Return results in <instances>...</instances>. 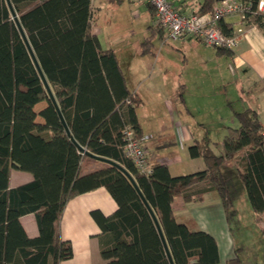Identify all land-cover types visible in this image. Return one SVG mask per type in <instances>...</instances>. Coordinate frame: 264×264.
<instances>
[{
	"label": "trees",
	"instance_id": "trees-1",
	"mask_svg": "<svg viewBox=\"0 0 264 264\" xmlns=\"http://www.w3.org/2000/svg\"><path fill=\"white\" fill-rule=\"evenodd\" d=\"M249 1L257 6L258 0ZM217 2L201 0L194 12H212ZM12 3L72 135L134 176L158 217L175 264L219 263L216 238L198 229L192 217L178 220L173 202L176 197L201 200L215 189L231 224L235 192L224 172L228 166H234L257 221L264 225V123L255 109L235 112L237 125L227 127L219 153L209 135L189 147L192 157L203 158L204 169L173 175L166 163L149 161L152 170L142 172L124 150L126 129L143 140L137 113L142 99L129 86L115 51L104 48L93 32L92 0ZM223 21L220 26L231 35V26ZM247 21L264 28V14H250ZM151 28L152 35L166 38L157 22ZM215 48L231 54L229 48ZM42 102L46 105L38 111ZM85 160L99 166L82 174ZM11 168L30 172L32 179L11 187ZM202 184L210 185L191 191ZM101 186L118 204L110 215L92 211L101 229V264H171L156 223L131 181L117 167L86 155L66 133L7 1L0 0V264H60L71 258L72 242L60 230L65 206L74 196ZM28 213L36 217V236L22 224ZM241 249H234L227 264H243Z\"/></svg>",
	"mask_w": 264,
	"mask_h": 264
},
{
	"label": "crops",
	"instance_id": "crops-1",
	"mask_svg": "<svg viewBox=\"0 0 264 264\" xmlns=\"http://www.w3.org/2000/svg\"><path fill=\"white\" fill-rule=\"evenodd\" d=\"M129 1L135 5L136 9H143L142 5L147 8L145 13L147 16L146 31L143 29L142 32H138L136 39L137 33L131 28L130 30L126 29L128 33L124 31L117 34L118 36L108 37L103 25L105 21L101 19L103 16L102 7L96 0H92L93 32L99 37L104 48L111 47L115 51L121 66L127 73L129 86L142 99L137 113L143 127V142L148 151L149 161L166 163L173 175L202 170L205 167L203 158L192 157L189 147L194 144H202L204 137L208 135L205 124L207 119L204 117L206 115L199 119L200 122L197 125L193 122L195 116L191 123L188 122L190 120L188 115L193 113L190 111L192 105L190 107L184 98L181 99L183 102L175 100L174 94L181 87L185 88L186 83L175 78L171 79L168 67L158 69L160 56L158 52L154 51L158 39L162 43L171 40H166L156 34L152 35L151 26H155L156 16L147 0ZM181 1H185V3L180 5ZM200 1L175 0V5H180L183 12L190 13L199 9ZM223 20L224 23H229L231 26V33L240 35L241 39L237 47L230 49L231 54L219 53L215 48V55L216 57H227L233 74H240V77L234 89L237 96H234L233 100L228 99L225 104L228 107L227 115L219 114V108L216 109V113L220 120H229L235 123L234 114L236 111L253 108L264 123V28L253 21H242L238 14L227 16ZM240 28L243 29L241 33L239 32ZM130 32L134 34L130 36ZM148 38L151 42L146 43ZM174 42L184 44L185 42L202 41L194 37H187ZM233 101H239V107L234 106ZM195 108L200 109V107ZM213 111L215 114V109ZM207 117L210 118V115ZM170 119L173 122V127L168 130V125L164 122L168 123ZM148 120H157L162 123L163 125L158 127L161 131H153L148 128ZM83 166L81 173L85 174L99 165L97 162L85 160ZM31 179L32 174L28 171L17 168L10 169L9 184L11 187ZM209 185L202 184L191 191L196 192ZM216 191L212 189L206 192L201 200L186 201L183 197H176L173 207L178 220L192 217L196 220L198 229L207 231L216 238L220 252V261L217 264H227V261L234 256V249L237 245L221 196L219 193L215 196ZM117 207L116 200L104 186L71 198L65 206L60 230L62 237L72 242L73 256L62 260L60 264H101L104 262L98 242L101 229L92 216V211L100 210L104 214L110 215L116 211ZM21 221L30 236L38 235L39 230L34 213L23 215Z\"/></svg>",
	"mask_w": 264,
	"mask_h": 264
},
{
	"label": "rangeland",
	"instance_id": "rangeland-1",
	"mask_svg": "<svg viewBox=\"0 0 264 264\" xmlns=\"http://www.w3.org/2000/svg\"><path fill=\"white\" fill-rule=\"evenodd\" d=\"M96 2L102 7L103 16L101 19L105 21L103 25L106 28L108 37L118 36L117 34L124 31L128 33L127 30L131 28L137 33L135 35L136 39L138 32H142L143 29L146 31L147 16L145 13L147 8L145 5H142L143 9H136L135 5L129 0L122 2L118 0H96ZM104 14L106 15L104 16ZM132 34L134 33L132 32L130 36ZM154 51L158 52L160 56L158 69L168 67L169 72H171L169 75L171 79L175 78L186 83L185 88L181 87L180 90L174 92L175 100L183 102L181 99L184 98L189 106L192 105L190 111L193 113L188 115L190 118L188 122L190 123L195 116L193 122L197 125L200 122L199 119L206 115L204 116L207 119L205 124L208 135L213 141L212 147L219 153L226 128L236 126L237 122L220 120L216 109H220L219 114L222 116L227 115L228 107L225 104L228 99L233 100L234 96H237L234 89L238 84L240 74L234 75L228 64L229 59L227 57H216L215 47L203 42H185L182 44L168 41L162 43L158 39ZM233 104L239 107L240 102L233 101ZM45 105L46 102H42L37 105L36 109L39 111ZM195 107H200V109L197 110ZM213 109H215V114ZM207 115H210V118ZM38 119L41 120V117H38ZM148 121V128L153 131L159 130L158 127L163 125L157 120ZM164 123L168 125V130L172 129L173 122L171 119L168 123L166 121ZM224 172L229 187L235 192L233 217L230 225L236 247L242 248L240 255L242 262L243 264H264L263 222L257 221L245 187L235 173L234 166L226 167ZM217 193L219 192L216 191L215 196H217Z\"/></svg>",
	"mask_w": 264,
	"mask_h": 264
},
{
	"label": "built area",
	"instance_id": "built-area-1",
	"mask_svg": "<svg viewBox=\"0 0 264 264\" xmlns=\"http://www.w3.org/2000/svg\"><path fill=\"white\" fill-rule=\"evenodd\" d=\"M155 9L157 24L163 28L166 40L180 41L194 37L214 47L235 48L240 42V35L226 34L220 21L227 16L238 14L242 21H247L250 14H264V0H258L254 7L249 0L218 1L212 12L185 13L176 7L171 0H147ZM243 29H239L241 33ZM126 143L124 150L142 172H150L151 164L148 151L142 139L133 129L125 130Z\"/></svg>",
	"mask_w": 264,
	"mask_h": 264
},
{
	"label": "water",
	"instance_id": "water-1",
	"mask_svg": "<svg viewBox=\"0 0 264 264\" xmlns=\"http://www.w3.org/2000/svg\"><path fill=\"white\" fill-rule=\"evenodd\" d=\"M6 1H7V4L9 6V8H10L12 17H13L14 21L16 22V24H17V26H18V28H19V30L21 32V35H22V37H23V39H24V41H25V43H26V45H27V47H28V49L30 51V54H31V56L33 58V61H34L35 65H36V67H37V69H38V71L40 73V76H41V78L43 80L45 88H46V90L48 92L49 98L51 99L53 105L55 106V109H56V111L58 113V116L60 118V121H61L62 125L64 126V129H65L66 133L70 136V138L74 142V144L81 151H83L86 155H88V156H90V157H92V158H94V159H96L98 161H101V162H104V163H108L110 165H113V166L117 167L131 181V183L136 188L139 196L141 197V199L143 200V202L147 206L149 212L151 213V215H152V217H153V219H154V221L156 223V226H157L158 231L160 233V236H161L162 242L164 244V247L166 249L168 258L170 260V263L171 264H175L174 259H173L172 254H171V251H170V248H169V245H168L167 240L165 238L163 229H162L161 224H160V222L158 220V217H157L154 209L152 208V206L150 205V203L146 199L145 195L143 194L142 190L140 189V187H139L136 179L134 178V176L122 164H120L116 160H113L111 158L95 154V153L87 150L84 146H82L80 143H78L76 141V139L74 138V136L72 135L71 130H70V128H69V126H68V124L66 122V119H65V117H64V115H63V113H62V111L60 109V106L58 104L56 96H55V94H54V92L52 90V87L50 86V83H49V81H48V79H47V77H46V75H45V73H44V71H43V69H42V67L40 65V62H39V60H38V58H37V56H36V54H35V52H34V50L32 48V45H31V43H30V41L28 39V36H27L23 26H22V23L20 21L18 13L16 12V10L14 8L12 0H6ZM217 1H223V0H217Z\"/></svg>",
	"mask_w": 264,
	"mask_h": 264
}]
</instances>
